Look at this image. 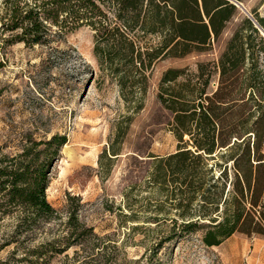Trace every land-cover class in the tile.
<instances>
[{
    "label": "rangeland",
    "instance_id": "obj_1",
    "mask_svg": "<svg viewBox=\"0 0 264 264\" xmlns=\"http://www.w3.org/2000/svg\"><path fill=\"white\" fill-rule=\"evenodd\" d=\"M240 4L237 18L227 23L208 50L159 57L144 70L118 58L128 52V46L119 45L117 38L112 44L98 42L99 59L94 49L99 38L88 26L68 32L49 46L0 45V156L18 153L26 142L65 136L66 143L50 168L46 199L61 220L68 211L76 212L79 221L93 228L97 246L103 250L100 258L72 247L64 253L21 260L20 247L8 260L14 248L10 245L0 250V264H81L82 260L88 264H264V157H260L264 142L260 150L251 151L249 185L233 175L232 159L239 170L246 167L244 143L230 154L219 148L227 153L223 157L207 155L212 178L209 198H213L209 202H217V207L203 205L199 194L179 191L168 174L160 182L155 172L157 159L173 154L178 145L173 115L159 100L161 89L169 86L177 91L187 80L203 87L198 65L205 64L203 72H213L205 91H215L216 64L225 43L244 17L254 22L255 16L264 17V0ZM136 37L135 55L157 46L156 36ZM255 65L247 69L263 74V52ZM167 69L180 70L181 75L162 85ZM260 103L264 104V97ZM238 208L240 230L218 245L203 243L205 228L181 231L189 222L203 226L222 222ZM12 225V219L0 220V234L10 232ZM50 228L52 235L62 226L58 222ZM40 242L36 238L25 246Z\"/></svg>",
    "mask_w": 264,
    "mask_h": 264
},
{
    "label": "trees",
    "instance_id": "obj_2",
    "mask_svg": "<svg viewBox=\"0 0 264 264\" xmlns=\"http://www.w3.org/2000/svg\"><path fill=\"white\" fill-rule=\"evenodd\" d=\"M232 1L243 3L244 0H1L0 45L49 46L68 32L88 26L99 38L94 48L99 59L98 42L112 44L117 38L119 45L128 46V52L119 54L118 58L127 59L144 70L159 57H182L208 50L227 23L239 15ZM255 22L264 31V17L255 16ZM139 34L156 36V48L144 53L139 50L135 55L133 38ZM260 52L264 53V39L252 20L244 17L242 26L228 39L219 55L215 91L210 94L205 91L213 73L203 72L205 64L198 65V78L202 79L203 87L187 80L177 91L169 86L161 89L159 100L173 115L172 131L178 145L173 154L155 162L160 182L168 174L180 187L179 191L199 194L203 205L217 207V202H209L213 198H209L212 178L207 155L217 156L222 151L219 148H226L230 154L244 143L246 167L239 170L237 160L232 159L233 175L236 180L241 176L250 184L251 151L260 150L264 142V104L260 103L264 97V73H251L247 67L256 66ZM180 75V70L167 69L162 73L161 84L175 82ZM65 143V136L56 134L46 142H26L16 154L0 156V220L8 218L13 222L10 232L0 234V250L14 245L8 260L20 247L24 252L21 260L29 256L42 258L50 252L64 253L72 247H81L91 258L102 255L93 228L79 221L74 211H68L61 220V215L46 199L50 168ZM251 205L254 207L255 203ZM239 219L238 208L222 222L205 226L189 222L181 231L189 233L205 228L202 241L214 246L240 230ZM58 222L62 229L51 235L50 226ZM36 238L42 242L34 247L25 246ZM82 261L81 264H88V260Z\"/></svg>",
    "mask_w": 264,
    "mask_h": 264
},
{
    "label": "water",
    "instance_id": "obj_3",
    "mask_svg": "<svg viewBox=\"0 0 264 264\" xmlns=\"http://www.w3.org/2000/svg\"><path fill=\"white\" fill-rule=\"evenodd\" d=\"M232 2H233V4H234L236 7H238V5H241L240 3L236 2V1H232ZM249 19H250V18H249ZM250 20H251V19H250ZM252 22L254 23L255 27L259 30V32L262 34V36L264 37V31H263L262 29L258 28L257 25H256V23H255L254 21H252Z\"/></svg>",
    "mask_w": 264,
    "mask_h": 264
}]
</instances>
